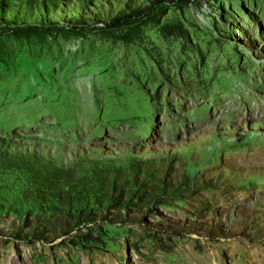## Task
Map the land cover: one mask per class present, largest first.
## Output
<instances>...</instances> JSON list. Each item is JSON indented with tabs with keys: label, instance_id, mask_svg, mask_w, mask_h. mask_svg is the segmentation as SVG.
Returning <instances> with one entry per match:
<instances>
[{
	"label": "rangeland",
	"instance_id": "rangeland-1",
	"mask_svg": "<svg viewBox=\"0 0 264 264\" xmlns=\"http://www.w3.org/2000/svg\"><path fill=\"white\" fill-rule=\"evenodd\" d=\"M77 1L0 28V264H264V0Z\"/></svg>",
	"mask_w": 264,
	"mask_h": 264
},
{
	"label": "trees",
	"instance_id": "trees-1",
	"mask_svg": "<svg viewBox=\"0 0 264 264\" xmlns=\"http://www.w3.org/2000/svg\"><path fill=\"white\" fill-rule=\"evenodd\" d=\"M111 1L115 3L110 5L109 0H94L96 7H92L86 0H78L77 5L80 8H84L85 12H88L86 8H92L95 11L93 23L102 25L106 28H119L122 26H130L142 17L145 19H152L155 15H162L170 6L180 9L196 0H142L143 2L141 4H139L137 0H122V2L120 0ZM38 2L39 3L33 4L32 7L26 2L24 5L18 6L20 7L19 10L9 12V10H6L3 6L2 0H0V28L10 29L15 33L48 30L50 28L49 25L54 24L39 18L38 11L40 10L39 12H41V14H45L48 10L53 9L52 0H38ZM15 14L18 15L19 20L14 19ZM73 23L74 25L85 24V20L80 16V18L74 19ZM174 26L166 27L168 29H174ZM130 40L131 34H125L123 36L124 42H130ZM91 209L92 208L88 207L87 210H82L76 206L74 212H72V219H66V222L70 220V225L74 228L81 223L86 225L99 219L104 220L108 216L106 212L94 214ZM84 236L85 235L78 236L77 238V243L80 244V246L84 245Z\"/></svg>",
	"mask_w": 264,
	"mask_h": 264
}]
</instances>
